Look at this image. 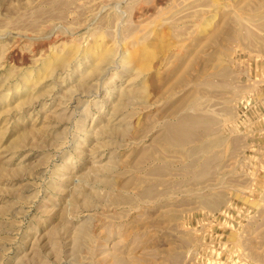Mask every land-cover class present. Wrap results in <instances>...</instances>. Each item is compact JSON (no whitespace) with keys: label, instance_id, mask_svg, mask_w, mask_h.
I'll use <instances>...</instances> for the list:
<instances>
[{"label":"rangeland","instance_id":"rangeland-1","mask_svg":"<svg viewBox=\"0 0 264 264\" xmlns=\"http://www.w3.org/2000/svg\"><path fill=\"white\" fill-rule=\"evenodd\" d=\"M0 264H264V0H0Z\"/></svg>","mask_w":264,"mask_h":264}]
</instances>
